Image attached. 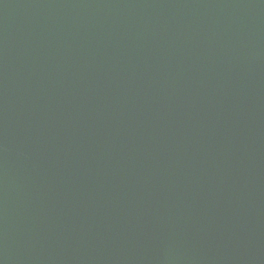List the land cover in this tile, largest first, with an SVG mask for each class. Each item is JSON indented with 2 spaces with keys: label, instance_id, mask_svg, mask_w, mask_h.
I'll return each instance as SVG.
<instances>
[{
  "label": "water",
  "instance_id": "water-1",
  "mask_svg": "<svg viewBox=\"0 0 264 264\" xmlns=\"http://www.w3.org/2000/svg\"><path fill=\"white\" fill-rule=\"evenodd\" d=\"M0 264H264V0H0Z\"/></svg>",
  "mask_w": 264,
  "mask_h": 264
}]
</instances>
